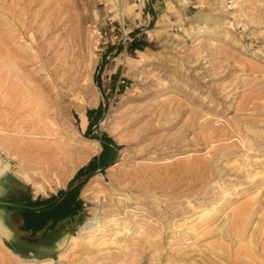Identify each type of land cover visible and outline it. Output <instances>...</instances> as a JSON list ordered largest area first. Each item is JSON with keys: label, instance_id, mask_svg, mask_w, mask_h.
I'll return each mask as SVG.
<instances>
[{"label": "rangeland", "instance_id": "1", "mask_svg": "<svg viewBox=\"0 0 264 264\" xmlns=\"http://www.w3.org/2000/svg\"><path fill=\"white\" fill-rule=\"evenodd\" d=\"M131 1L0 0V148L65 149V186L102 151L85 136L99 105L92 136L118 146L84 185L85 220L59 253L23 256L1 241L0 264H264V0H167L139 27L150 44L139 52L106 21L119 4L129 16ZM2 153L15 174L22 163ZM60 181L47 178L44 194L28 185L45 196ZM236 216L249 221L229 235ZM93 218L96 231L79 235Z\"/></svg>", "mask_w": 264, "mask_h": 264}, {"label": "crops", "instance_id": "2", "mask_svg": "<svg viewBox=\"0 0 264 264\" xmlns=\"http://www.w3.org/2000/svg\"><path fill=\"white\" fill-rule=\"evenodd\" d=\"M166 2L150 0L146 8L134 5L133 0L130 2L131 11L126 25L128 32H133V40H139V32L144 30L139 27L149 23ZM131 43L124 47L129 49ZM139 51L136 49L133 52ZM74 175L64 187L43 196L34 194L31 186L21 181L10 169L1 173L0 210L7 231V235H1V241L23 256L51 258L58 254L63 243L83 224L86 217L83 188L79 189L76 184L70 186Z\"/></svg>", "mask_w": 264, "mask_h": 264}, {"label": "bare ground", "instance_id": "3", "mask_svg": "<svg viewBox=\"0 0 264 264\" xmlns=\"http://www.w3.org/2000/svg\"><path fill=\"white\" fill-rule=\"evenodd\" d=\"M29 12V11H28ZM22 13V12H21ZM9 14V12H8ZM32 16V15H31ZM7 17V16H6ZM14 21V20H13ZM22 25V24H21ZM33 25V24H32ZM6 27V26H5ZM23 27V26H21ZM21 27H19V29L21 30ZM26 30V29H25ZM37 32V31H36ZM155 33V31H154ZM25 34V32H24ZM27 34V33H26ZM150 36H152V33L150 34ZM33 39V38H32ZM12 40V39H11ZM6 44V43H5ZM13 45V44H12ZM21 53V52H20ZM23 55V54H22ZM18 57V56H17ZM44 57V56H43ZM24 59V58H23ZM13 60V58H12ZM22 60V59H21ZM15 61V60H14ZM24 64V63H23ZM17 65V64H16ZM21 65V64H20ZM23 67V66H22ZM27 72V71H26ZM29 72V71H28ZM19 73V72H18ZM33 75V74H32ZM10 79V78H9ZM18 79V78H17ZM4 80V79H3ZM16 80V79H15ZM9 82V81H8ZM17 84V83H16ZM53 84V83H52ZM18 85V84H17ZM15 86V85H14ZM47 88L46 90L51 91V88H49V84L45 85ZM8 87V86H7ZM41 87V86H40ZM6 88V87H5ZM4 89V88H3ZM49 91V92H50ZM1 92V91H0ZM8 92V91H7ZM48 92V91H47ZM9 93V92H8ZM11 93V92H10ZM18 93V92H17ZM58 93V92H57ZM12 95V94H11ZM10 95V96H11ZM49 95V94H48ZM48 95L46 100L48 99ZM65 97V96H64ZM1 98V97H0ZM6 99V98H5ZM11 99V97H10ZM3 100V99H2ZM8 100V99H7ZM5 100V102L7 101ZM14 101V100H13ZM48 102V100L46 101ZM8 103V102H6ZM9 104V103H8ZM11 104V101H10ZM52 104V103H51ZM12 105V104H11ZM7 107V106H6ZM23 107V106H22ZM52 107V106H51ZM15 108V107H14ZM20 108V107H19ZM33 109V108H32ZM8 110V109H7ZM6 110V111H7ZM10 112L12 111V109H9ZM22 110V109H20ZM26 110V109H25ZM31 110V109H30ZM29 110V111H30ZM50 110V109H49ZM13 111L16 112L15 109H13ZM12 111V112H13ZM24 111V110H22ZM28 111V110H27ZM19 112V110H18ZM31 112V111H30ZM29 112V113H30ZM8 113V112H7ZM14 113V112H13ZM21 113V112H20ZM32 114H41V116L43 115L44 117H48L49 113L47 112V108H45V106H38L37 109L32 110L31 112ZM17 114V113H16ZM23 114V113H22ZM9 115V113H8ZM11 115L13 116V114L11 113ZM18 115V114H17ZM24 115V114H23ZM30 115V114H29ZM5 116V115H4ZM19 116V115H18ZM1 117V116H0ZM22 118V117H21ZM4 119V117H3ZM22 120V119H21ZM24 120V119H23ZM28 120V119H27ZM16 122V121H15ZM2 123V122H1ZM21 123V122H20ZM25 127H27L28 129H31L32 132H36V127L39 126L38 121H25L23 123ZM83 125H86V120L84 119L83 121ZM12 127V126H11ZM8 129V128H7ZM30 131V132H31ZM2 144V148H0L1 154L2 153V149L3 150H7V154L8 155H13L15 156L17 159L20 160V163H22L21 165H19L17 167V170L15 171V175L24 183L29 184L32 186L33 190L35 193L37 194H44L47 191V186H46V182L45 180L47 178H50L51 175H53L54 173H59L60 172V186H64L66 179L69 177V172L72 171L73 169L68 167V160L70 159L68 156V152L65 151V149L60 150L58 147H49V146H44V145H40V146H26V145H21V144H15L12 143L11 141L7 142V143H1ZM95 147H94V151L97 152L99 149V144L97 142L94 143ZM14 163L13 160L7 159L5 161L0 160V174L6 172L7 170L10 169L11 167V163ZM189 169V168H188ZM191 170V169H190ZM193 171V170H192ZM196 171V170H195ZM73 172V171H72ZM189 172V171H188ZM187 172V173H188ZM194 172V171H193ZM69 173V174H68ZM186 173V172H185ZM188 175V174H187ZM197 179V177H195ZM59 183V182H58ZM57 183V184H58ZM57 186V185H56ZM97 214V213H95ZM242 213H240L241 215ZM247 214V213H246ZM239 215V214H238ZM242 217V216H241ZM241 217L239 218V216H236L235 222L231 223L230 226H225L226 228H222L225 229L229 235H233V234H241L243 232V230L245 229V227L247 226L248 223V217H243L241 219ZM96 218V217H95ZM91 219L90 221H88L85 225H83L80 229H79V235H81L83 232L85 233H93L94 231H96V228L98 227V225H96V223H94V219ZM97 219V218H96ZM241 219V220H240ZM223 226V225H222ZM220 231V230H219ZM224 231V232H226ZM223 233V232H222ZM243 234V233H242ZM241 234V235H242ZM1 235L5 236L7 235V231L6 228L4 226L3 223V212L0 210V243H1ZM58 235V234H57ZM227 236V235H226ZM232 237V236H231ZM237 237V236H236ZM244 237V236H243ZM119 243V242H118ZM122 244V243H121ZM25 245V244H24ZM27 246V245H26ZM49 246V245H47ZM9 247V246H8ZM28 247V246H27ZM154 247V246H153ZM128 248V245L124 243V245H119L118 244V251L119 253L122 252V250ZM18 249V248H17ZM157 249V246H156ZM1 250V249H0ZM14 250V249H13ZM21 250V249H20ZM24 250V249H23ZM53 250V248H52ZM158 250V249H157ZM157 250L155 252H157ZM17 251V250H16ZM59 251V250H58ZM159 251V250H158ZM223 251V250H221ZM26 252V251H25ZM31 253V252H30ZM123 253V252H122ZM240 254V253H239ZM244 254V252H243ZM123 255V254H122ZM242 255V254H241ZM246 255V254H245ZM235 256V255H234ZM215 257V256H214ZM0 258H2L1 252H0ZM118 258V257H117ZM119 260V258L117 259ZM117 260L115 259V262H117ZM237 258L234 257L232 259L233 261H236ZM231 261V260H230ZM246 261V260H244ZM243 261V262H244ZM242 261H238V263H243ZM231 263V262H230ZM232 264V263H231Z\"/></svg>", "mask_w": 264, "mask_h": 264}, {"label": "trees", "instance_id": "4", "mask_svg": "<svg viewBox=\"0 0 264 264\" xmlns=\"http://www.w3.org/2000/svg\"><path fill=\"white\" fill-rule=\"evenodd\" d=\"M150 44L141 40H133L130 45V52L134 50H144V48L149 47ZM119 50V49H118ZM95 82L99 88H101V83L99 78H95ZM104 109L102 105H99L96 109H88L86 111V118L88 120L87 127L85 131V136L89 138L96 139L100 142L102 151L98 156H94L89 160V162L81 167L74 175L70 181V186L76 184L80 189L88 182L90 178L95 176L98 172H103L116 158L118 146L111 140L107 135H101L99 137L92 136V128L96 127L98 123L103 118Z\"/></svg>", "mask_w": 264, "mask_h": 264}, {"label": "built area", "instance_id": "5", "mask_svg": "<svg viewBox=\"0 0 264 264\" xmlns=\"http://www.w3.org/2000/svg\"><path fill=\"white\" fill-rule=\"evenodd\" d=\"M134 5L136 6H141L142 8H145L146 6L149 5L150 0H133ZM107 18L106 21L108 25H110V31L114 32L116 30V24L120 26L123 32L122 36V42L121 45L124 47L126 43L132 42V38L130 36V32L124 33V21L125 19H128L127 14H125V11L122 9V5L119 4L117 5V8L113 11L111 8L107 10ZM104 37V34L100 31H97L96 33V38L97 40H101ZM125 48V47H124ZM126 49V48H125Z\"/></svg>", "mask_w": 264, "mask_h": 264}, {"label": "water", "instance_id": "6", "mask_svg": "<svg viewBox=\"0 0 264 264\" xmlns=\"http://www.w3.org/2000/svg\"><path fill=\"white\" fill-rule=\"evenodd\" d=\"M114 164V162L113 163H111L109 166H108V168L110 167V166H112Z\"/></svg>", "mask_w": 264, "mask_h": 264}]
</instances>
